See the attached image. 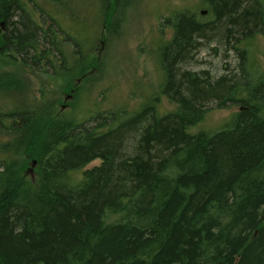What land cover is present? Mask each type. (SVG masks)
<instances>
[{"label":"trees","instance_id":"trees-1","mask_svg":"<svg viewBox=\"0 0 264 264\" xmlns=\"http://www.w3.org/2000/svg\"><path fill=\"white\" fill-rule=\"evenodd\" d=\"M108 2L84 23L66 0H0V53L53 77L82 76L99 34L130 4L113 12ZM199 7L205 16L180 10L160 24L171 37L157 51L159 95L172 112L150 96L132 111L65 119L51 104L27 109L0 80L10 94L0 123L13 136L0 143V264H264V73L251 48L264 36V0ZM210 46L233 52L236 66L220 77L189 68ZM227 106L238 110L222 129L191 131Z\"/></svg>","mask_w":264,"mask_h":264},{"label":"rangeland","instance_id":"rangeland-1","mask_svg":"<svg viewBox=\"0 0 264 264\" xmlns=\"http://www.w3.org/2000/svg\"><path fill=\"white\" fill-rule=\"evenodd\" d=\"M72 8L88 23L94 16H99L95 4L102 0H66ZM122 0H113L111 6L118 7ZM130 4L124 7L118 18V26L110 35L107 31L99 34L93 52L86 62V73L78 76L75 70L66 78L53 77L35 69H29L19 63L18 59L4 57L0 53V80L7 81L6 88L23 95L27 102L26 108H31V102L51 104L56 117L76 120L86 119L95 112L120 108L134 110L148 97H154L159 102L161 113L172 112L174 105L166 96L159 95L163 76L156 60L158 48L162 41L169 40L171 31L160 27V24L172 12L192 9L200 10L202 0H128ZM125 3V2H124ZM199 7V8H198ZM203 11V10H201ZM200 11V12H201ZM98 13V14H96ZM92 22V21H90ZM68 26V22H64ZM83 23V24H84ZM83 24H72L77 29ZM85 25V24H84ZM115 30V31H114ZM159 30H162L161 32ZM74 31V30H73ZM0 25V35L2 34ZM90 34V33H89ZM108 41V43H107ZM107 43V44H106ZM213 46L202 48L190 64L191 69L206 71L213 77H220L225 72L224 64L233 69L237 64L235 54L222 49L213 50ZM253 56L261 73H264V36L257 35L252 43ZM0 88V97L7 99V89ZM6 89V90H5ZM156 95V96H155ZM21 102V100H19ZM9 109L0 107V110ZM238 107L227 106L216 109L211 107L203 120L192 128L199 131L214 133L222 129L231 119ZM6 126L0 123V143L13 138L5 131ZM23 176L34 181L36 178L33 160L25 158ZM100 160H94L86 169L99 166Z\"/></svg>","mask_w":264,"mask_h":264},{"label":"flooded vegetation","instance_id":"flooded-vegetation-1","mask_svg":"<svg viewBox=\"0 0 264 264\" xmlns=\"http://www.w3.org/2000/svg\"><path fill=\"white\" fill-rule=\"evenodd\" d=\"M113 0H110V2H108V4L111 6V2H112ZM124 2V1H123ZM72 6V5H71ZM112 8V7H111ZM73 9V8H72ZM112 10H113V8H112ZM115 10V9H114ZM114 10H113V12H114ZM201 11V10H200ZM203 11H205V10H203ZM77 11L75 10V8L73 9V13H76ZM206 15V14H205ZM205 15H203V16H205ZM202 16V15H201ZM20 64H22L21 62H19ZM23 65V64H22ZM23 66H25V65H23ZM27 68H29L28 66H26ZM29 69H31V68H29ZM40 73H43V72H41V71H39ZM44 74V73H43Z\"/></svg>","mask_w":264,"mask_h":264},{"label":"water","instance_id":"water-1","mask_svg":"<svg viewBox=\"0 0 264 264\" xmlns=\"http://www.w3.org/2000/svg\"><path fill=\"white\" fill-rule=\"evenodd\" d=\"M200 14H201V15H205V14H206V11H201ZM242 109H243V108H240L239 110H242ZM31 166H32V167L35 166V161H33V162L31 163Z\"/></svg>","mask_w":264,"mask_h":264}]
</instances>
